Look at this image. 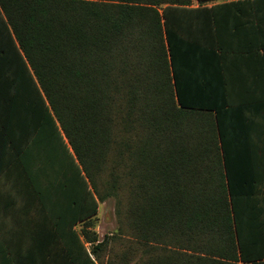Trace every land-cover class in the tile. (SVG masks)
<instances>
[{"label": "trees", "instance_id": "obj_1", "mask_svg": "<svg viewBox=\"0 0 264 264\" xmlns=\"http://www.w3.org/2000/svg\"><path fill=\"white\" fill-rule=\"evenodd\" d=\"M262 6L0 0V115L48 229L8 264H99L102 241L75 227L120 179L136 239L159 245L139 264H264L242 242L238 213L263 197L232 172L221 86L236 54L264 47Z\"/></svg>", "mask_w": 264, "mask_h": 264}, {"label": "crops", "instance_id": "obj_2", "mask_svg": "<svg viewBox=\"0 0 264 264\" xmlns=\"http://www.w3.org/2000/svg\"><path fill=\"white\" fill-rule=\"evenodd\" d=\"M256 41L264 46V33ZM221 86L231 94L222 101L230 106L223 115L231 119L234 129L232 172L250 196L263 197L261 206L238 213L242 242L247 255L264 258V47L236 54L230 79ZM7 126L9 116L0 115V264L13 262L11 251L37 247L48 231L46 215L32 206L24 179L11 167L18 152Z\"/></svg>", "mask_w": 264, "mask_h": 264}, {"label": "rangeland", "instance_id": "obj_3", "mask_svg": "<svg viewBox=\"0 0 264 264\" xmlns=\"http://www.w3.org/2000/svg\"><path fill=\"white\" fill-rule=\"evenodd\" d=\"M120 180V189L100 201L98 213L90 219L89 224H77L83 240V228L89 226V235L96 234L102 241L98 255L94 256L99 264H139L159 253V245L136 239L128 215L127 182ZM103 187L102 190H106ZM95 244L86 242L90 250Z\"/></svg>", "mask_w": 264, "mask_h": 264}]
</instances>
